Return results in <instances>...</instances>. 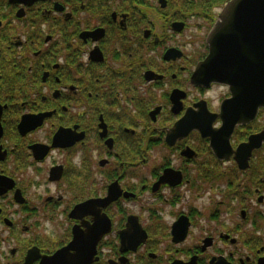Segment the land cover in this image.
Here are the masks:
<instances>
[{
  "label": "flooded vegetation",
  "instance_id": "flooded-vegetation-1",
  "mask_svg": "<svg viewBox=\"0 0 264 264\" xmlns=\"http://www.w3.org/2000/svg\"><path fill=\"white\" fill-rule=\"evenodd\" d=\"M175 5L0 0V264L69 245L51 264H264V145L244 169L233 153L264 108L213 151L199 130L221 128L231 93L190 79L222 6L184 18ZM191 21L196 50L169 45ZM187 112L196 128L169 144Z\"/></svg>",
  "mask_w": 264,
  "mask_h": 264
},
{
  "label": "water",
  "instance_id": "water-1",
  "mask_svg": "<svg viewBox=\"0 0 264 264\" xmlns=\"http://www.w3.org/2000/svg\"><path fill=\"white\" fill-rule=\"evenodd\" d=\"M158 2L161 7L166 6V0H158ZM182 27L183 24L180 22L172 25L176 32L181 31ZM206 42L209 53L195 68L190 79L191 83L196 85L202 77L204 83L216 82L227 85L231 93V98L222 103L218 114L222 120L221 128L213 133L199 130L202 137L209 138L210 147L216 153L215 141L218 133L227 141L238 124L252 121L258 109L264 108V0H228L211 27ZM177 55H179L178 51L170 48L165 52L164 58H175ZM191 117V113L187 112L185 117L169 130L166 138L169 144L196 128ZM262 145H264V128L250 135L246 142L238 146L233 153L241 169L247 167L251 152ZM217 156L221 157L218 154ZM108 199L114 198L110 195L105 202ZM105 227L107 232L108 225L106 224ZM101 235L93 237L91 241L92 254L94 243ZM71 249L72 246L69 245L47 259L44 264H51L52 260L60 258ZM81 252L86 253V250L83 249ZM85 258V256L80 257L82 259L80 264L88 263L89 260Z\"/></svg>",
  "mask_w": 264,
  "mask_h": 264
},
{
  "label": "trees",
  "instance_id": "trees-1",
  "mask_svg": "<svg viewBox=\"0 0 264 264\" xmlns=\"http://www.w3.org/2000/svg\"><path fill=\"white\" fill-rule=\"evenodd\" d=\"M226 1L227 0H167L168 9H171V6L175 4L178 5L179 8L184 9L182 11L184 13L182 17L184 18H187L190 13H198L202 18H207L212 7H220ZM179 13V10H175L174 15H179Z\"/></svg>",
  "mask_w": 264,
  "mask_h": 264
},
{
  "label": "rangeland",
  "instance_id": "rangeland-1",
  "mask_svg": "<svg viewBox=\"0 0 264 264\" xmlns=\"http://www.w3.org/2000/svg\"><path fill=\"white\" fill-rule=\"evenodd\" d=\"M153 20H154V23L156 24L155 26V33H160V27H159V24L157 25V22H158V18L156 16V14H154V17H153ZM195 21H191V27H188L186 28V30H184V32L181 34V36H177L175 35L173 40L169 43V45H172V44H177V43H182V41H184L182 44H183V47H184V50L187 52V51H190V52H193L194 50H196V28H194V23ZM168 43V42H167ZM210 94L213 96H217L220 94V91L219 89H214L210 92ZM206 197L203 198V200H200V205L203 207V206H206ZM198 202V201H197Z\"/></svg>",
  "mask_w": 264,
  "mask_h": 264
}]
</instances>
